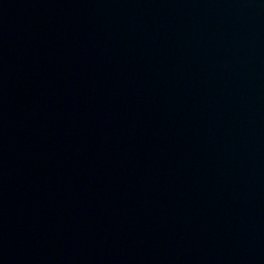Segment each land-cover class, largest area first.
I'll use <instances>...</instances> for the list:
<instances>
[{
    "label": "water",
    "instance_id": "obj_1",
    "mask_svg": "<svg viewBox=\"0 0 264 264\" xmlns=\"http://www.w3.org/2000/svg\"><path fill=\"white\" fill-rule=\"evenodd\" d=\"M0 264H264V0H0Z\"/></svg>",
    "mask_w": 264,
    "mask_h": 264
}]
</instances>
